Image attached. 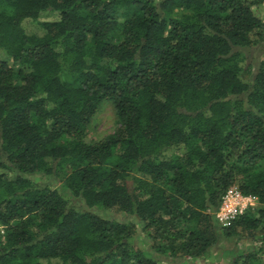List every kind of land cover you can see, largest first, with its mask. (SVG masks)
Masks as SVG:
<instances>
[{"label": "trees", "instance_id": "16d2710c", "mask_svg": "<svg viewBox=\"0 0 264 264\" xmlns=\"http://www.w3.org/2000/svg\"><path fill=\"white\" fill-rule=\"evenodd\" d=\"M263 8L0 0V264L208 262L234 238L253 246L229 264H263L264 60L255 73L236 51L262 41ZM106 100L119 127L90 144ZM235 187L260 207L222 228L215 213Z\"/></svg>", "mask_w": 264, "mask_h": 264}, {"label": "rangeland", "instance_id": "374dc122", "mask_svg": "<svg viewBox=\"0 0 264 264\" xmlns=\"http://www.w3.org/2000/svg\"><path fill=\"white\" fill-rule=\"evenodd\" d=\"M260 17L264 20V8L261 9ZM26 28L28 32L38 31L37 26L33 23H26ZM42 32V30H41ZM241 51L246 57L250 58L254 65L255 73L259 69L260 63L264 60V33L262 36V41H260L256 46ZM8 61L6 53L0 50V61ZM119 127L117 116L113 104L110 101H104L100 105L97 113L95 114L92 122L87 130L86 140L88 143H98L104 139L113 136ZM39 185L45 187L50 186L53 188H60L62 183L53 176H46L44 174H36L31 177ZM97 213L110 220H117L122 223H128L129 218L125 213L119 212L117 210H98ZM253 246V242L246 238H234L230 240L222 239L221 242L215 246L212 250L211 257L208 262L198 260V261H187L185 259L178 260H163L161 264H229L232 256L227 253L234 251L235 253L241 251H247ZM264 264V259H263Z\"/></svg>", "mask_w": 264, "mask_h": 264}, {"label": "built area", "instance_id": "2783aa9c", "mask_svg": "<svg viewBox=\"0 0 264 264\" xmlns=\"http://www.w3.org/2000/svg\"><path fill=\"white\" fill-rule=\"evenodd\" d=\"M260 207L259 201L252 195L242 194L236 187L230 188L223 195L221 204L215 213V219L222 228H228L240 216L254 212ZM4 233L0 225V235Z\"/></svg>", "mask_w": 264, "mask_h": 264}]
</instances>
